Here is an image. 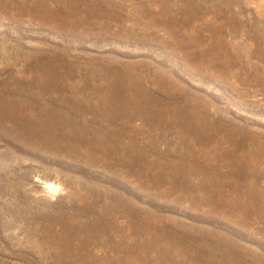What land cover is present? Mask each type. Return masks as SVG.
<instances>
[{"label": "rangeland", "instance_id": "1", "mask_svg": "<svg viewBox=\"0 0 264 264\" xmlns=\"http://www.w3.org/2000/svg\"><path fill=\"white\" fill-rule=\"evenodd\" d=\"M0 264H264V0H0Z\"/></svg>", "mask_w": 264, "mask_h": 264}, {"label": "bare ground", "instance_id": "2", "mask_svg": "<svg viewBox=\"0 0 264 264\" xmlns=\"http://www.w3.org/2000/svg\"><path fill=\"white\" fill-rule=\"evenodd\" d=\"M46 184H48V186H49V189L51 190V191H55V192H57V186H55V184H53V183H49V182H47L46 181Z\"/></svg>", "mask_w": 264, "mask_h": 264}]
</instances>
